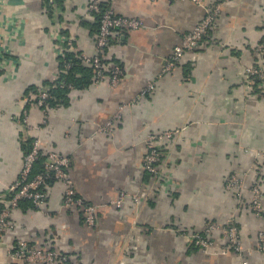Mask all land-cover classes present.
Wrapping results in <instances>:
<instances>
[{
	"label": "crops",
	"instance_id": "obj_1",
	"mask_svg": "<svg viewBox=\"0 0 264 264\" xmlns=\"http://www.w3.org/2000/svg\"><path fill=\"white\" fill-rule=\"evenodd\" d=\"M92 1L58 0L52 8L48 0H0V212L36 137L44 154L69 157L78 195L98 208L90 226L79 209L64 206L63 183H47L41 208L21 201L12 210L0 264L11 263L8 248L19 240L68 256L54 264H264L257 250L264 217L251 206L256 182L264 205V82L255 85L247 72L264 63V0H114L117 14L142 23L116 29L105 51L108 62L121 65V81L71 88L42 125L35 90L56 76L65 51H97ZM209 9L219 11L197 49L159 75ZM70 38L74 50L67 49ZM118 112L112 130L99 131ZM178 127L185 129L164 149L161 173L147 179V136ZM232 174L244 182L239 191L226 187ZM122 193L118 206L113 201ZM230 217L244 253L224 250L220 230L207 251L193 244L192 234L208 222L223 225Z\"/></svg>",
	"mask_w": 264,
	"mask_h": 264
},
{
	"label": "built area",
	"instance_id": "obj_2",
	"mask_svg": "<svg viewBox=\"0 0 264 264\" xmlns=\"http://www.w3.org/2000/svg\"><path fill=\"white\" fill-rule=\"evenodd\" d=\"M111 3L114 0H109ZM201 3V0H195ZM49 5L53 8L57 5L58 0H48ZM100 0H93L89 3L90 11L99 10ZM219 10H211L207 12L206 16L198 22L195 27L187 33L181 43L174 46L169 55L166 65L162 68L159 75L172 71L176 65L184 58L188 51L197 49L203 37L214 26L217 12ZM141 21L135 18L119 15L115 12L113 6L106 9L100 19V29L97 34L95 54L81 53L85 63L93 65L95 68V83L101 84L104 81L109 82L113 87L117 86L122 79L123 70L119 65H114L110 71L109 77L105 74L106 69L102 61V53L110 42V37L114 29L133 31L140 28ZM67 49L74 50L76 45L73 38L67 42ZM262 55H264V45L259 47ZM71 67V63L65 65V69L59 70L56 76L51 80V83L43 85L38 90L35 99L37 106L42 111V125L46 124L49 119L50 111L53 106L49 104L52 97V89L60 86L72 85L66 83L61 77V72H66V69ZM247 72L251 80L254 78L264 82V63L261 65H251L247 67ZM154 81L148 83L142 90L141 96H145L154 88ZM264 87V86H263ZM264 91V89H262ZM120 117V112L106 121L99 127V131H111L114 122ZM27 126L29 124L28 116L25 115L22 119ZM185 127H178L173 129H166L158 133H150L146 138L147 152L143 158V168L152 175L157 177L161 173L160 164L162 161L163 150L169 146L176 137H179L184 131ZM256 153H260L257 151ZM40 156H45L44 168L42 171L34 173L35 165ZM70 159L66 155H62L56 151H50L44 154L41 150V140L36 137L32 141L29 150L26 151L23 159V166L19 177L10 184L8 192L10 195L9 205L0 212V236L6 235L13 227L11 221L12 210L17 208L22 200L31 201L36 207L41 208L47 199V192L45 185L50 179L61 181L64 185L63 203L69 209H79L84 216L85 223L93 226L96 223L97 206L89 203L82 196L78 195L77 188L73 177L71 176L68 166ZM244 182L236 174L230 175L226 182V187L230 190H241ZM126 194L122 193L117 199L113 201L118 206L122 205ZM139 195H133L135 201H139ZM251 206L257 216L264 217L263 192L260 185L256 182L251 186ZM220 230L221 235L225 240L224 250L236 251L244 253V247L241 241V231L234 218L230 217L223 225H218L215 221L208 222L201 232L192 234V242L204 251H207L214 244V232ZM257 250L264 252V228H262L257 235ZM247 253H250L247 251ZM8 254L12 264L16 260L26 262H44L45 264H54L57 262H66L68 256L64 253L45 248L42 246H33L26 240H19L16 247H9ZM243 264H249L247 260Z\"/></svg>",
	"mask_w": 264,
	"mask_h": 264
},
{
	"label": "trees",
	"instance_id": "obj_3",
	"mask_svg": "<svg viewBox=\"0 0 264 264\" xmlns=\"http://www.w3.org/2000/svg\"><path fill=\"white\" fill-rule=\"evenodd\" d=\"M111 6H112V3L109 0H100L99 10L93 11L98 19L99 29H100V19H101L102 13ZM115 30L116 29H114L112 32V35L110 37V42H111V39H112V36ZM110 42H109L108 47L110 46ZM108 47H106L105 51L107 50ZM105 51L104 53H102V61L104 64V68L106 69L105 74L107 75V79H108L110 71L112 70L114 65H119L120 67L121 65L119 63L108 62L104 57ZM69 62L71 63V67L69 69H66L65 73L61 72V77L66 81V83L72 85V88H77L83 84L95 82V68L93 65H90L84 62L80 52L69 51V50L65 51L63 56H61V59H60L59 70L65 69V65ZM254 80H255V85H258L261 82L259 79H256V78H254ZM48 83H51V81ZM69 92H71V88H69L68 85L63 86V87L58 86L52 89V97L49 100V104L52 106L57 105V103H60L58 101L61 98L65 97V95L68 94ZM37 93H38V90H35V94ZM34 101L36 102L37 100L35 99ZM31 145L32 143L30 144V146ZM44 160H45V156H40V158L36 162L37 166L35 167L34 173L42 171V169L44 168ZM145 172L147 173V176H148L147 179H148L150 175L152 174L148 172L147 170H145ZM152 176L154 177V175ZM52 181H54V179L49 180V182H52ZM22 201L27 202L29 200H22ZM193 244L196 245L194 241H193Z\"/></svg>",
	"mask_w": 264,
	"mask_h": 264
}]
</instances>
